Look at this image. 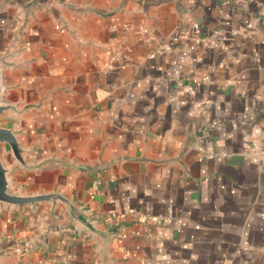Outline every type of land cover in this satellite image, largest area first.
<instances>
[{
  "label": "crops",
  "instance_id": "1",
  "mask_svg": "<svg viewBox=\"0 0 264 264\" xmlns=\"http://www.w3.org/2000/svg\"><path fill=\"white\" fill-rule=\"evenodd\" d=\"M0 83L12 187L140 231L0 201V264H264V0H0Z\"/></svg>",
  "mask_w": 264,
  "mask_h": 264
},
{
  "label": "water",
  "instance_id": "2",
  "mask_svg": "<svg viewBox=\"0 0 264 264\" xmlns=\"http://www.w3.org/2000/svg\"><path fill=\"white\" fill-rule=\"evenodd\" d=\"M3 89L4 87L0 83V95ZM16 109V105L0 99V201L8 202L14 205H28L34 209L41 203H51L52 206L55 207L59 202H62L66 205L71 215L77 221H80L92 231H95L101 234L104 238H107L108 231L98 229L93 223L91 217L83 213V211L62 192L50 191L25 194L12 187L11 180L8 175L10 168L6 165L3 159L5 147L10 148L16 160L27 168H37L49 161V159H44L36 163L29 161L26 154L27 149L21 144L15 128L11 126L8 119H6L9 111Z\"/></svg>",
  "mask_w": 264,
  "mask_h": 264
},
{
  "label": "built area",
  "instance_id": "3",
  "mask_svg": "<svg viewBox=\"0 0 264 264\" xmlns=\"http://www.w3.org/2000/svg\"><path fill=\"white\" fill-rule=\"evenodd\" d=\"M187 90L189 93L194 94L195 90L194 87L190 84L187 85ZM203 103L202 101H196L195 102V111L200 110L202 108ZM252 152L255 153L257 156L264 158V145L259 141L254 139L252 142ZM213 153H210L209 155L212 156ZM137 214V213H134ZM127 213L125 211H118L116 213L114 212H108L103 215L104 220L108 222L110 225L108 234L115 237L117 241L123 245V250L125 253H129V249L125 247V240L128 234H139L140 231L137 228L130 229L125 225L121 224L119 220H122L126 217ZM163 220V216L158 217V221L161 222ZM18 250L20 252L23 251L22 247H18Z\"/></svg>",
  "mask_w": 264,
  "mask_h": 264
},
{
  "label": "rangeland",
  "instance_id": "4",
  "mask_svg": "<svg viewBox=\"0 0 264 264\" xmlns=\"http://www.w3.org/2000/svg\"><path fill=\"white\" fill-rule=\"evenodd\" d=\"M4 154V153H3ZM4 156H6V154H4Z\"/></svg>",
  "mask_w": 264,
  "mask_h": 264
}]
</instances>
